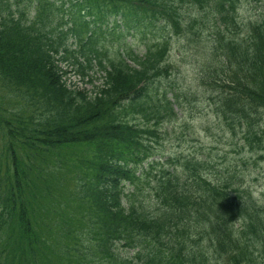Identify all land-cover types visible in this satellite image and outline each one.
<instances>
[{
    "label": "trees",
    "instance_id": "obj_1",
    "mask_svg": "<svg viewBox=\"0 0 264 264\" xmlns=\"http://www.w3.org/2000/svg\"><path fill=\"white\" fill-rule=\"evenodd\" d=\"M19 2L0 0L1 100L25 105L0 117V264H264V204L240 190L244 177L205 176L207 162L194 158L152 175L143 138L155 130L127 117L175 115L149 86L168 73L171 31L197 36L208 26L220 61L203 67L218 74L203 83L233 138L239 127L242 147L264 159V18L243 37L241 0ZM142 25L158 36L141 57L99 44L104 32ZM93 60L101 85L67 84L61 61L85 76Z\"/></svg>",
    "mask_w": 264,
    "mask_h": 264
},
{
    "label": "rangeland",
    "instance_id": "obj_2",
    "mask_svg": "<svg viewBox=\"0 0 264 264\" xmlns=\"http://www.w3.org/2000/svg\"><path fill=\"white\" fill-rule=\"evenodd\" d=\"M26 3L27 0H20L19 5L23 6ZM190 11L188 9L187 13ZM239 18L242 26L240 36L244 37L256 19L264 18V0L259 3L254 0H241ZM65 19H68V13L65 14ZM198 28L200 32L197 36L171 31L170 53L167 58L168 73L162 72L154 77L153 83L149 86L151 93L158 99L163 100L164 96H167L174 100L177 116L162 119L158 124H155L154 117L150 118L142 111L131 112L127 117L131 122L143 126L148 124L156 130L158 135H145L143 139L150 143L157 158L165 160L182 156L208 157L212 161V168L217 166L222 171L228 167L227 170L245 174L240 190L245 188L252 190L254 197L264 204V159L245 153L246 148L242 147L239 134L233 138L217 115L214 105L215 93L203 83V80L212 82L218 78V74L209 73L205 77L202 69L210 62L218 63L220 59L217 60L216 56L211 54L213 32L208 26ZM134 31L132 34L125 32L120 37H116L110 31L104 32L99 37V44L106 46L111 54L117 49H123V46L130 47L136 53H143L146 43L153 41L158 30L142 25ZM67 44L71 49L77 47L74 35L69 34ZM60 64L67 71L66 81L71 87L92 91L103 81L104 71L95 60L92 61V66L85 76L78 73L70 61L69 63L61 61ZM3 94L4 91L0 87V108L3 106L7 108L4 114L0 112V117L9 116L10 111L24 112L19 100H5L4 104V100H1ZM174 95L176 97H173ZM261 124L264 130V118ZM237 131H240L239 127ZM2 147L3 140L0 138V151ZM242 160L246 163L243 164ZM127 253L131 254L132 251Z\"/></svg>",
    "mask_w": 264,
    "mask_h": 264
}]
</instances>
